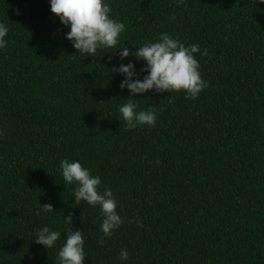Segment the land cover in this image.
Returning a JSON list of instances; mask_svg holds the SVG:
<instances>
[{"label": "trees", "instance_id": "obj_1", "mask_svg": "<svg viewBox=\"0 0 264 264\" xmlns=\"http://www.w3.org/2000/svg\"><path fill=\"white\" fill-rule=\"evenodd\" d=\"M104 3L125 26L117 49L134 52L162 33L197 44L208 85L196 99L154 89L129 97L111 69L131 62L142 80L146 61L122 60V49L78 52L50 0H0L9 29L0 48V264H58L70 213L85 264H264V0ZM129 99L156 113L155 126L126 129L119 108ZM64 159L116 199L124 223L103 245L100 206L75 204ZM45 226L61 233L50 249L34 240Z\"/></svg>", "mask_w": 264, "mask_h": 264}, {"label": "clouds", "instance_id": "obj_2", "mask_svg": "<svg viewBox=\"0 0 264 264\" xmlns=\"http://www.w3.org/2000/svg\"><path fill=\"white\" fill-rule=\"evenodd\" d=\"M182 2L183 0H178V3ZM50 6L51 12L58 16L64 25L70 26L66 38L78 52L94 56L99 48L117 49L118 38L125 26L122 22L110 18L111 8L104 0H50ZM8 31V27L0 23V48L6 47L5 36ZM119 49H122L119 52L122 60L131 55L137 60L146 61L141 71L148 74L142 80L133 79L137 73L135 65L131 62L111 69L113 73L119 72L125 76L120 87H127L131 93L129 97L154 89L157 93L185 91L186 98L196 99L208 85V82L201 78L200 64L193 55L200 52L197 44L185 46L178 39L162 33L158 42L145 43L134 52L128 47ZM202 55H208L207 49ZM138 107V104L129 99L119 108L126 129H135L142 125L155 126L156 113L151 109L137 111ZM60 168L66 184H76L75 204L79 205L80 201H85L89 205L100 206L104 218L100 226L103 236L99 243L103 245V237L111 236L112 231L124 223L117 212V202L111 189H105L101 193L98 190L100 177L91 175L79 161L64 159L60 162ZM42 207L45 212L54 211L51 203H45ZM39 214L38 211L37 215ZM65 220L67 236L65 244L58 252V264H85L83 231L72 229L71 213ZM60 237L59 231L50 230L45 226L35 234L34 240L35 243L50 249ZM128 256L127 249H122L120 259L127 260Z\"/></svg>", "mask_w": 264, "mask_h": 264}]
</instances>
